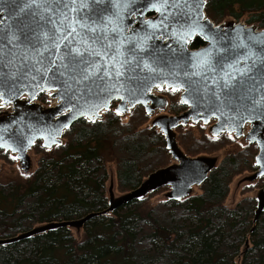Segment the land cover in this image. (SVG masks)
I'll use <instances>...</instances> for the list:
<instances>
[{"label":"water","instance_id":"95a60500","mask_svg":"<svg viewBox=\"0 0 264 264\" xmlns=\"http://www.w3.org/2000/svg\"><path fill=\"white\" fill-rule=\"evenodd\" d=\"M207 0H0V101L33 106L40 92L57 105L0 117V150L21 162L37 141L51 149L80 119L93 122L118 102L120 113L141 106L150 114L165 107L155 88L178 89L187 109L152 126L164 136L177 163L148 176L135 190L99 213L50 224L0 242H16L60 227H82L99 215L169 186L168 198L186 197L214 168L213 160L190 158L173 131L189 121L210 132L241 137L258 150L257 176L264 177V30L236 23L226 28L205 16ZM148 15L153 17L146 20ZM195 38L205 45L188 48ZM166 104V103H165ZM26 169L27 165H23ZM256 221L264 209L258 197Z\"/></svg>","mask_w":264,"mask_h":264},{"label":"trees","instance_id":"16d2710c","mask_svg":"<svg viewBox=\"0 0 264 264\" xmlns=\"http://www.w3.org/2000/svg\"><path fill=\"white\" fill-rule=\"evenodd\" d=\"M204 12L215 25L244 19V25L264 30V0H207ZM204 45L195 38L189 49ZM174 107L187 109L182 104L169 110ZM145 118L141 106L125 122L109 109L99 120L75 122L56 147H38L37 169L30 178L0 182V242L103 212L109 163L116 166L118 190L126 194L168 167L165 138L155 127L140 128ZM178 140L190 158L205 152L206 138L193 149ZM242 162L239 155L224 158L199 185L198 195L153 206L144 197L96 216L83 225L79 241L69 228L60 227L2 243L0 264H264V209L254 221L252 199L232 209L223 206Z\"/></svg>","mask_w":264,"mask_h":264},{"label":"rangeland","instance_id":"374dc122","mask_svg":"<svg viewBox=\"0 0 264 264\" xmlns=\"http://www.w3.org/2000/svg\"><path fill=\"white\" fill-rule=\"evenodd\" d=\"M232 23L244 24V19H241L239 22H235L231 18H227L219 25H221L222 28L225 29L226 26ZM180 92L181 91H179L178 89H154L153 94L164 99L165 107H152L150 114L146 113L144 109L146 118L141 121V123H139L140 128H150L153 121L159 117L176 116L181 114L184 111L181 108L174 107L169 110L171 105H182L180 103ZM27 99L28 98L26 96H23L19 101L23 102L24 104L20 106L14 102L6 104L0 101V117L12 115L15 111L35 112L37 111L35 107H39L40 109L44 110L56 105V100L49 92H41L36 96L33 104L34 108L28 105ZM116 107L117 102H113L110 110L114 111L123 122H125L129 118L134 110L133 107L128 106L126 110L122 111V113H119L116 110ZM213 123V120L208 121V123L206 124L201 122L195 123L193 121H189L184 126H178L179 128L172 130L176 145L179 146L178 143L180 142L178 139L181 138L184 145H189L190 149H193L194 144L197 141H203V139L206 138L205 143L207 144L201 146L205 152L203 154H197L196 157L193 158L201 157L211 159L213 160V167L219 165L226 157L239 155L243 160L242 164H240L241 170L239 173L235 174L232 177L231 182L229 183V192L227 197L223 201V206L228 209H232L237 203L245 198H248L254 201L255 207L257 208L259 202L258 197L261 190L264 188V177L256 175L259 172L258 167H256L255 165V156L257 155L258 150L255 144L248 143L247 137L245 136L246 132H248L249 130V126L242 129L241 137H236L234 134H228L226 132H223L218 136H213V134L210 132V129L213 127ZM60 140L63 141V138H61ZM214 140H217L218 143L214 144ZM38 147L43 148L41 141H37L28 151L26 160H24V162H21L16 154L0 150V182H16L17 180L24 181L25 179L30 178L37 169V162L40 157V154L37 153ZM178 148L182 152H184L180 146ZM176 163L177 162L175 160L170 159V165H175ZM23 165H27V168L25 169ZM106 169L108 178L105 183L104 192L107 203L111 204L119 197L125 195L126 192L119 191L117 188L115 164H107ZM169 192H171L170 187L167 186L157 190L154 193L148 194L145 197L149 198L148 204L153 206L161 201L167 200ZM200 193L201 191L199 186L195 185L194 187H192L188 196H194ZM82 227H69V230L71 231V234L76 241L81 240L83 236Z\"/></svg>","mask_w":264,"mask_h":264},{"label":"flooded vegetation","instance_id":"af4514ba","mask_svg":"<svg viewBox=\"0 0 264 264\" xmlns=\"http://www.w3.org/2000/svg\"><path fill=\"white\" fill-rule=\"evenodd\" d=\"M152 17H153L152 15H148V16H147L148 19H150V18H152ZM247 126H249V125H245L244 128L247 127Z\"/></svg>","mask_w":264,"mask_h":264},{"label":"bare ground","instance_id":"6f19581e","mask_svg":"<svg viewBox=\"0 0 264 264\" xmlns=\"http://www.w3.org/2000/svg\"><path fill=\"white\" fill-rule=\"evenodd\" d=\"M55 100H56V99H55ZM56 103H58L57 100H56Z\"/></svg>","mask_w":264,"mask_h":264}]
</instances>
